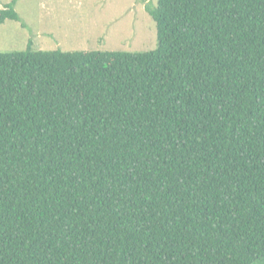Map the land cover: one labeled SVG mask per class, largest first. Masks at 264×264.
<instances>
[{
    "label": "trees",
    "instance_id": "16d2710c",
    "mask_svg": "<svg viewBox=\"0 0 264 264\" xmlns=\"http://www.w3.org/2000/svg\"><path fill=\"white\" fill-rule=\"evenodd\" d=\"M146 8L154 50L0 51V264H264V0Z\"/></svg>",
    "mask_w": 264,
    "mask_h": 264
},
{
    "label": "rangeland",
    "instance_id": "374dc122",
    "mask_svg": "<svg viewBox=\"0 0 264 264\" xmlns=\"http://www.w3.org/2000/svg\"><path fill=\"white\" fill-rule=\"evenodd\" d=\"M12 0H0V10ZM157 0H16L20 19L0 22V51L51 50L141 52L157 47L146 5Z\"/></svg>",
    "mask_w": 264,
    "mask_h": 264
}]
</instances>
